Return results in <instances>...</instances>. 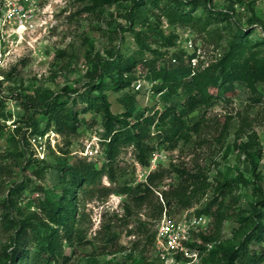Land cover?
<instances>
[{
  "label": "rangeland",
  "instance_id": "rangeland-1",
  "mask_svg": "<svg viewBox=\"0 0 264 264\" xmlns=\"http://www.w3.org/2000/svg\"><path fill=\"white\" fill-rule=\"evenodd\" d=\"M240 35L247 42L237 49ZM129 57L136 63L123 74L127 86H102L104 62ZM222 61L247 70L232 91L182 117L183 137L167 139L169 124L158 118L181 106L182 87L169 93L159 75L178 67L194 75ZM97 95L114 115L132 99V135L139 116L154 119L142 143L148 167L138 163L134 138L107 168L102 117L87 108ZM46 97L75 109V131L48 121ZM76 162L104 172L72 189L67 235L45 211L68 186L58 167ZM159 171L166 179L138 204L139 185ZM181 184L189 185L184 195H169ZM163 215L191 229L199 258L184 264H238L228 254L242 246L264 256V236L245 245L264 221V0H0V264H19L32 250L24 224L37 219L58 229L56 246L40 252L45 261L61 253L50 264H159L153 241Z\"/></svg>",
  "mask_w": 264,
  "mask_h": 264
},
{
  "label": "trees",
  "instance_id": "trees-1",
  "mask_svg": "<svg viewBox=\"0 0 264 264\" xmlns=\"http://www.w3.org/2000/svg\"><path fill=\"white\" fill-rule=\"evenodd\" d=\"M181 10H184V6ZM180 19L185 21L186 17L181 14ZM243 42H247V40L244 36L240 35L234 44L237 49H240L244 44ZM236 53H238V51H236ZM135 63V57H129L123 61H116L113 59L106 60L102 66L103 73L102 75H99L100 84L106 88H111L112 90L125 88L127 84L123 78V74L124 72H129L130 69L135 66ZM223 63L224 61H222L221 64ZM227 63L228 61H225L224 65L213 64L210 67H207L204 71L194 73V75H191V68L185 69L184 67H178L172 71L166 70L163 74L159 75H163L164 82L162 84L170 90L169 93H178V88L182 87L181 96L183 100L181 106L179 108L172 106L167 107L166 111L158 118L162 124L164 122L169 124L165 129L167 139L172 140L178 136L183 137L185 132L189 130V127H186L183 122L182 117L196 111L213 98H221L234 89L233 83L240 80L242 73L246 72L247 66H242L236 62H230L226 66ZM121 68L123 69L120 70ZM114 69H116L117 72H114V74L110 73V71ZM104 77L110 78L109 86H106L107 83L104 81ZM212 89L216 91L215 95L210 92ZM45 100L47 101L49 98L46 97L43 101L44 105L40 107L45 108L44 114L48 116V121L53 123L54 128L59 132H66L67 134L75 131L78 124L77 112L75 109L59 106L57 101L45 102ZM131 101V98L127 99L126 105H128V111L124 115H114L110 109V103L105 96L97 95L94 100H88L90 103L87 108L100 114L102 117V125L106 136L105 146L107 147L106 156L108 160L106 166L108 169L113 165V161L118 153L120 145L123 142H129L134 138H136V145L138 147V163L144 167L149 166V161L145 157V154L150 152V149L147 146L144 147L142 143L143 138L148 136V126L150 127L154 119L151 117H143L142 115L139 116L135 125L132 126V128L136 130V134L132 135L129 130L131 127L126 119L131 115L130 111L134 107V104ZM33 103L39 105L37 102ZM195 126L196 125H193L192 127ZM108 137L109 140L107 141ZM58 171L60 173V178L62 181L67 182L68 186L64 189L65 195L61 198V201L48 202V209L45 211V216L53 222V224L62 227L67 235H70L72 230L69 223L70 217L68 212L70 211V196L74 193L72 189L81 184V182L93 183L101 175V172H104V168L101 170L97 169L93 163L76 162L67 167H58ZM166 173L169 172H151L147 176L146 184L139 185V195L135 196L134 200L138 204L148 202L150 195L153 194V190L158 184H161L166 179ZM188 187L189 185L184 184L178 185L174 188L172 187V189L169 190V195L175 197L184 195ZM163 196L166 198L167 194L163 193ZM161 211L162 206L159 204V213ZM37 220L40 221V223L36 225L31 223L24 224V226L31 228L32 240L35 239L36 244L31 245L33 246L32 250L29 249V246L28 249L20 255L19 264H50V260H59L58 258L61 256L60 252L55 254L54 251H51L54 255L51 259L47 258L46 261L42 259L40 252L50 251V249L52 250V248L56 246L58 238L56 233L58 232V229H52L40 219ZM8 222H13V219L10 218ZM24 226H20V228ZM262 236H264V221H262V224L259 225L253 233H250L246 237L245 245L253 238L259 239ZM231 255L235 256V260L238 261V264H259L260 262H264V256L261 257L255 251H250L244 246H242L238 252L228 254V257Z\"/></svg>",
  "mask_w": 264,
  "mask_h": 264
},
{
  "label": "built area",
  "instance_id": "built-area-1",
  "mask_svg": "<svg viewBox=\"0 0 264 264\" xmlns=\"http://www.w3.org/2000/svg\"><path fill=\"white\" fill-rule=\"evenodd\" d=\"M191 61L195 64L194 58ZM190 244L191 229L186 223L165 215L159 219L153 241V252L159 263L184 264L198 261V252Z\"/></svg>",
  "mask_w": 264,
  "mask_h": 264
}]
</instances>
